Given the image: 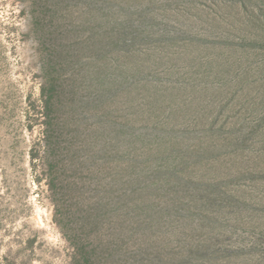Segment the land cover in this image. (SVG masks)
<instances>
[{
    "label": "rangeland",
    "instance_id": "rangeland-1",
    "mask_svg": "<svg viewBox=\"0 0 264 264\" xmlns=\"http://www.w3.org/2000/svg\"><path fill=\"white\" fill-rule=\"evenodd\" d=\"M102 1L103 29L96 0H53L47 24L66 78L85 60L98 90L121 84L103 112L114 109L142 160L152 253L264 264V0ZM30 3L0 0V264H70L32 158L45 127Z\"/></svg>",
    "mask_w": 264,
    "mask_h": 264
},
{
    "label": "trees",
    "instance_id": "trees-1",
    "mask_svg": "<svg viewBox=\"0 0 264 264\" xmlns=\"http://www.w3.org/2000/svg\"><path fill=\"white\" fill-rule=\"evenodd\" d=\"M52 2L31 0L26 11L42 46L38 113L45 136L32 158L45 168L55 217L71 247L70 264H161L162 257L152 253L156 242L147 238L154 230L143 219L147 181L142 160L132 154L134 142L114 109L103 112L121 84L114 80L107 93L98 90L101 78L92 79L85 60L72 61L74 72L66 78L65 50L53 43L47 24ZM95 4L103 29L105 6L102 0ZM99 41L105 47L106 39Z\"/></svg>",
    "mask_w": 264,
    "mask_h": 264
}]
</instances>
